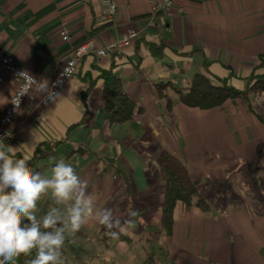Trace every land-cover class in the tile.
Masks as SVG:
<instances>
[{
    "label": "crops",
    "instance_id": "0c3cea01",
    "mask_svg": "<svg viewBox=\"0 0 264 264\" xmlns=\"http://www.w3.org/2000/svg\"><path fill=\"white\" fill-rule=\"evenodd\" d=\"M115 1L118 16L106 21L99 0H0V46L39 79L51 80L81 43L102 47L137 34L120 54L84 58L58 106L23 105L9 126L17 158L54 146L34 165L42 176L63 160L88 182L97 208L122 221L137 211L125 240L96 222L74 234L104 238L94 264H264V93L251 99L263 123L242 102L203 111L178 96L205 70L212 82L225 80L238 91L252 75H264V0H177L162 21L149 0ZM63 21L69 43L58 34ZM105 73L119 77L141 109L124 125L104 119ZM16 87L10 77L0 84V114ZM75 149L83 154L66 158ZM161 152L183 163L210 206H176L170 235L160 227ZM65 252L69 263L82 262Z\"/></svg>",
    "mask_w": 264,
    "mask_h": 264
},
{
    "label": "clouds",
    "instance_id": "9594fccd",
    "mask_svg": "<svg viewBox=\"0 0 264 264\" xmlns=\"http://www.w3.org/2000/svg\"><path fill=\"white\" fill-rule=\"evenodd\" d=\"M17 78L25 81L14 102L17 107L24 95L60 104L56 84L50 85L48 79L37 80L27 70L18 72ZM16 152L17 148L0 139V264H17L19 257L33 252L34 258L26 264H64L66 240L85 224L98 223L112 238L136 226L135 210L122 221L112 209L97 208L88 182L71 163L59 161L51 169L52 175L45 177L29 166L27 156L17 158ZM46 195L52 206L38 218V203Z\"/></svg>",
    "mask_w": 264,
    "mask_h": 264
},
{
    "label": "trees",
    "instance_id": "16d2710c",
    "mask_svg": "<svg viewBox=\"0 0 264 264\" xmlns=\"http://www.w3.org/2000/svg\"><path fill=\"white\" fill-rule=\"evenodd\" d=\"M259 62V66H264V53L259 55ZM102 78L104 79L102 91L104 119L109 125H124L130 122L135 115L141 113V109L129 97L119 77L105 73ZM262 93H264V75H252L248 80L246 90L238 91L228 85L225 80L212 82L205 70L203 73L195 74L190 81L187 92L179 91L178 96L182 105L203 111L222 108L228 101L232 103L242 102L247 104L250 112L263 123L261 117L253 111L251 106V97L255 98ZM53 147L48 146V144L38 147L32 159L29 160V166L34 171L39 172L38 169H34L36 161L51 153ZM76 153L83 154L81 150L75 149L70 152L69 156L72 157ZM156 164L162 179L160 227L166 235H170L173 225V212L176 206L180 205L185 210L196 207L203 212L209 211L210 206L198 194L197 183L191 179L186 167L180 160L167 152H161L156 158ZM119 238L127 239L121 235ZM68 243L69 241L66 240L62 250L64 264H72L66 259L65 248H70ZM34 256L35 252L30 256H21L18 258L17 264H26Z\"/></svg>",
    "mask_w": 264,
    "mask_h": 264
},
{
    "label": "built area",
    "instance_id": "2783aa9c",
    "mask_svg": "<svg viewBox=\"0 0 264 264\" xmlns=\"http://www.w3.org/2000/svg\"><path fill=\"white\" fill-rule=\"evenodd\" d=\"M176 1L177 0H149L150 12L155 16H160L162 21V16L171 11ZM99 8L101 17L106 21H113L118 16V5L115 0H99ZM58 34L63 42H70V33L67 22H61ZM136 37L137 34L134 31H129L121 38L102 47H96L91 40L75 46L65 59L61 69L51 80H49L50 85L56 84L55 90L60 92L76 75L78 65L84 58L88 56L105 58L110 55L120 54L125 48L132 44ZM22 70L26 69L20 67L15 59L0 46V84L4 82L6 77H10L17 82V87L10 98L8 105L2 114H0V139H3L4 143L9 146L14 144V136L10 132L9 126L13 122L17 113L22 109L23 105L26 103L29 105L37 103L41 107H46L50 103L42 102L41 97L30 98L28 95H24L20 97L18 107L14 104V102H18L19 92L25 84L23 79L17 78V73ZM30 74L37 80H40L39 77L32 73ZM57 81H59V83H57ZM33 87H35V85H33Z\"/></svg>",
    "mask_w": 264,
    "mask_h": 264
},
{
    "label": "rangeland",
    "instance_id": "374dc122",
    "mask_svg": "<svg viewBox=\"0 0 264 264\" xmlns=\"http://www.w3.org/2000/svg\"><path fill=\"white\" fill-rule=\"evenodd\" d=\"M255 98L251 97V99H255ZM69 154L67 155L66 158L70 157ZM48 206L50 207L52 205H51L50 197L46 195L38 203V211L36 213L37 216L40 217L43 214H45L48 211ZM88 225L89 223L85 224L86 227H88ZM101 239L100 237H97L96 235H92V233L89 234V233H85L84 231H82L81 234H79L78 236H73V235L70 236L67 239L69 241L68 244L70 245V248L69 247H68L69 249L65 248L67 249V252H71V253H68L69 260H73L72 256L73 257L79 256L81 257L80 259L82 261L80 262V264H94L92 262H95L94 259H96L97 261L96 256L102 255V248L104 246V243H101V242H103L104 238H101ZM81 248H83V250H85L87 253L85 254L80 253Z\"/></svg>",
    "mask_w": 264,
    "mask_h": 264
}]
</instances>
